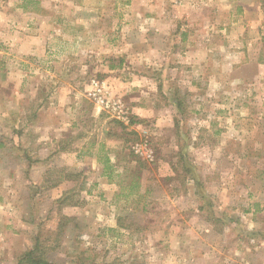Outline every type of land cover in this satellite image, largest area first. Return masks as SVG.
Returning a JSON list of instances; mask_svg holds the SVG:
<instances>
[{"label":"rangeland","instance_id":"obj_1","mask_svg":"<svg viewBox=\"0 0 264 264\" xmlns=\"http://www.w3.org/2000/svg\"><path fill=\"white\" fill-rule=\"evenodd\" d=\"M30 252L264 264V0H0V264Z\"/></svg>","mask_w":264,"mask_h":264},{"label":"built area","instance_id":"obj_2","mask_svg":"<svg viewBox=\"0 0 264 264\" xmlns=\"http://www.w3.org/2000/svg\"><path fill=\"white\" fill-rule=\"evenodd\" d=\"M115 110H117V113H118V118L117 120H119L120 122L122 123H127L129 124V119H128V116L126 115V113L122 110V106L120 104H115L114 106ZM118 109H119V112H118ZM143 146H139V144H136L135 146H133V150L134 152L137 154V155H140L143 157L144 155V158L147 159V161L149 162H152L153 161V156L151 153L149 152H145L143 150Z\"/></svg>","mask_w":264,"mask_h":264},{"label":"trees","instance_id":"obj_3","mask_svg":"<svg viewBox=\"0 0 264 264\" xmlns=\"http://www.w3.org/2000/svg\"><path fill=\"white\" fill-rule=\"evenodd\" d=\"M179 107L181 108V104H179ZM25 259L26 260L28 259V262L31 261V262H34L35 264H44L43 258H41V259L36 258V256L33 255V252H30L29 254H27ZM23 260L24 259H22V261H20L18 264H22Z\"/></svg>","mask_w":264,"mask_h":264},{"label":"crops","instance_id":"obj_4","mask_svg":"<svg viewBox=\"0 0 264 264\" xmlns=\"http://www.w3.org/2000/svg\"><path fill=\"white\" fill-rule=\"evenodd\" d=\"M71 149L70 148H59V150H57V152H62V151H66V152H68V151H70ZM69 170H72L71 168L69 169Z\"/></svg>","mask_w":264,"mask_h":264}]
</instances>
